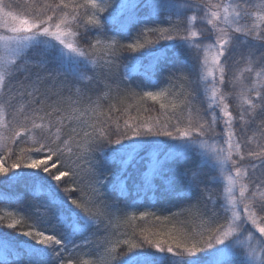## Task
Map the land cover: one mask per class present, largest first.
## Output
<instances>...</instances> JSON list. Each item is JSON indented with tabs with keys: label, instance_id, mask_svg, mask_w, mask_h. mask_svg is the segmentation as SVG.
Segmentation results:
<instances>
[{
	"label": "snow or ice",
	"instance_id": "obj_1",
	"mask_svg": "<svg viewBox=\"0 0 264 264\" xmlns=\"http://www.w3.org/2000/svg\"><path fill=\"white\" fill-rule=\"evenodd\" d=\"M0 29V185L27 193L0 264H264V0H0Z\"/></svg>",
	"mask_w": 264,
	"mask_h": 264
},
{
	"label": "trees",
	"instance_id": "obj_2",
	"mask_svg": "<svg viewBox=\"0 0 264 264\" xmlns=\"http://www.w3.org/2000/svg\"><path fill=\"white\" fill-rule=\"evenodd\" d=\"M79 2H83V0H79ZM197 23V21H196ZM198 24V23H197ZM167 26V25H163ZM148 39H155L156 37L152 34H148ZM143 42V41H142ZM243 64L240 66V68H243ZM142 71V70H141ZM239 73V69L237 70V75ZM139 80V77H137V81ZM139 91V90H138ZM208 94H206L205 99L207 100ZM124 105H131L132 108L130 110V122H133L135 119H141V120H152L154 117H160L161 120H163V117L165 115V110L158 111L159 109V103L164 102L168 104V108L166 109V112H171L172 107L171 104L168 101H151V100H141L139 98L136 99H123ZM114 104L115 101H112ZM138 105V107H137ZM121 104H116V107H121ZM147 109V111H145ZM39 122V121H37ZM5 133V128L2 124V129ZM5 135V134H4ZM251 139V134L250 137ZM34 137L29 136L26 138V143H24L22 146L25 148H31L33 143ZM253 146H255V141H253ZM3 151V149H2ZM0 150V152H2ZM17 149V154H18ZM39 158V157H34ZM56 160V157H52L51 160H48V165L50 166L54 161ZM14 162L13 160H9L7 158V154L4 155V166L8 167L10 163ZM57 168H60V165H57L56 168H52L51 170L53 172L57 171ZM64 170V169H60ZM64 181H68V183L64 184ZM226 177L225 174H222V187L226 185L225 183ZM63 187H72L71 183V174L69 173L68 176H65L62 178L61 181ZM261 192H264V189H261ZM27 196V193L25 191L24 185L21 183L19 185H16L15 187H12L10 185H0V230H6L8 232H13L12 229H6V225L10 222H13L14 220L20 221L21 217L14 214V210L16 207H23V205H20L18 201L25 199ZM30 198V197H29ZM257 198H260V193H257ZM10 211H12V214H10ZM158 215H164V213L158 212ZM30 222L28 221H21L20 224H18V228L21 231L29 230ZM178 227V226H177ZM131 228H136L137 231L140 230V228H145L150 230V232H174L175 227L171 224H167L166 222H156L154 218H148V219H141L139 216V212H136V219L134 220H126L121 221L120 223V231L125 232L131 230ZM149 234V233H146ZM23 239V238H22ZM80 258L84 260H88V258H95L88 256L85 252H81ZM95 261V259L93 260Z\"/></svg>",
	"mask_w": 264,
	"mask_h": 264
},
{
	"label": "rangeland",
	"instance_id": "obj_3",
	"mask_svg": "<svg viewBox=\"0 0 264 264\" xmlns=\"http://www.w3.org/2000/svg\"><path fill=\"white\" fill-rule=\"evenodd\" d=\"M197 23L199 24V19L197 20ZM256 23H259V22L257 21ZM0 34H3V30L2 29H0ZM244 75L247 76V73H244ZM209 79H211V77H209ZM208 95H210V94H208ZM1 129H2V124H0V150L2 151V149H3L2 145L5 142L4 139H3L5 133ZM225 177H226V174H225ZM225 183H226V181H225ZM94 259L95 258H88V260H94Z\"/></svg>",
	"mask_w": 264,
	"mask_h": 264
}]
</instances>
